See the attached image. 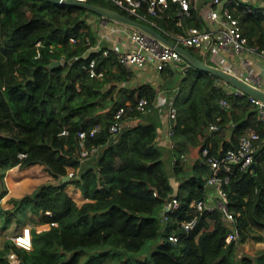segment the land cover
Returning a JSON list of instances; mask_svg holds the SVG:
<instances>
[{
    "label": "trees",
    "instance_id": "16d2710c",
    "mask_svg": "<svg viewBox=\"0 0 264 264\" xmlns=\"http://www.w3.org/2000/svg\"><path fill=\"white\" fill-rule=\"evenodd\" d=\"M85 1L136 18L110 0ZM259 2L264 7V0ZM146 11L144 1L140 12ZM178 12V3L168 0L161 15L152 18L174 32L201 26L193 0L191 15L182 25ZM234 14L248 44L264 48V14L240 8ZM91 15L96 14L85 7L49 0H0V163L42 164L53 178H61L68 168L80 164L76 133L101 127L88 139V144L99 146L91 158L94 166L71 179L90 201L78 206L62 187L44 183L15 200L18 205L7 211L29 205L32 216L56 223L33 231L32 249L19 252L23 264H91L122 250L140 251L153 242L158 243L150 254L131 264H264V249L255 254L243 251L250 229L264 230V142L253 171L235 165L223 185L233 221H227L218 208L204 209L192 229L177 228V221L189 218L191 201L206 196L209 167L202 149L223 154L237 146L247 128L264 139V121L255 104L248 95L235 93L212 74L190 65L175 95L171 143L174 155L188 154L191 162H174L168 175L156 141L158 127L145 122L144 114L136 113L117 135L108 133L120 105L141 96L151 101L156 89L149 84L126 87L123 83L132 72L113 53L83 55L86 38H95L88 22ZM71 37L76 41L71 42ZM187 48L198 56L197 48ZM89 58H95L101 78L83 70ZM53 60L62 63L50 67ZM210 63L224 68L222 60ZM161 73L164 78L174 76L169 67ZM210 125L217 128L210 130ZM63 130L68 133L59 134ZM171 196L177 197L180 207L164 222L159 213ZM234 231L237 238L227 241ZM172 232L179 235L176 243L168 240ZM0 264H9L1 251Z\"/></svg>",
    "mask_w": 264,
    "mask_h": 264
},
{
    "label": "built area",
    "instance_id": "2783aa9c",
    "mask_svg": "<svg viewBox=\"0 0 264 264\" xmlns=\"http://www.w3.org/2000/svg\"><path fill=\"white\" fill-rule=\"evenodd\" d=\"M115 5L125 10L129 14L135 16L136 20L144 22L155 30L160 32L166 38L183 47H194L200 50L203 58L215 51L231 49L234 53L240 56L245 72L241 76L245 81L264 90V83L260 76L252 73L248 55H253L264 61V48H259L256 45L248 44L247 39L243 36L238 16H235L234 10L238 8L241 12L260 11L264 14L263 6L251 5L244 3V0H210V9L204 16L201 13L200 7L197 5V0H193L194 8L198 12L201 19V26H189L181 32L166 30L159 26L157 21L152 17L160 16L162 11L167 7L168 0H110ZM147 2V13H141L140 7L143 2ZM179 5L178 24L182 25L183 20L191 15L192 0H174ZM243 4V5H242ZM88 22L95 32L94 41L86 38L87 49L83 55L89 52H100L103 56L113 53L117 61L126 67L128 70L143 69L146 67L153 68L157 72H161L166 68H170L174 72V76H180L177 84L169 91L165 103L166 108L164 113V123L166 124V138L169 140V147L172 148L171 137L174 134V126L176 124V108L174 107L175 95L177 93L179 82L186 69L190 64L177 52L174 48L162 43L153 36L147 35L134 28L126 25L107 20L103 17L91 15L88 17ZM71 42L76 39L71 37ZM108 43V44H106ZM39 45V43L37 44ZM40 53L37 50L35 57H39ZM62 62V60H60ZM207 62V61H206ZM83 70L91 77L101 78L103 73L96 69L95 58H89L82 64ZM218 79V78H217ZM218 83H222L228 89H235L228 83L218 79ZM235 93L243 94L235 89ZM156 98V95H155ZM155 98L149 100L147 96H141L136 102L127 101L120 105L113 114V122L108 127V133L111 137L117 135L125 124L136 113L146 115L155 104ZM250 101L257 107V113L264 121V102L249 96ZM220 103L228 106L225 99H221ZM163 123V124H164ZM217 127L210 125L209 129L213 130ZM101 131V127L96 126L89 130H80L76 133L77 144L79 147L78 157L79 165L73 168L67 174L69 179H77L83 170L84 162L90 160L98 151L99 146L88 144V139L94 137ZM67 130L61 131L59 134H67ZM262 141V143H261ZM264 139L260 138L259 132L253 128H247L240 136L238 144L235 148H229L223 154H212L208 147L202 149V157L204 163L209 167L205 187L206 196L200 200H193L190 203L189 218L177 221V228L183 231H188L193 228L197 220V214L204 209L218 208L222 211L227 221L234 220V213L228 210V198L223 190V185L229 180V175L235 165L240 168L252 172L254 165L258 160V149L263 144ZM24 156L23 153L19 154ZM173 162L180 160L183 163L190 164L191 158L188 154L180 153L174 155ZM214 200H211V199ZM180 207V201L175 196L169 197L162 208L161 220L167 222L172 218ZM50 215V211L45 212ZM56 225L55 222L49 223ZM168 240L176 243L179 235L175 232L170 233ZM237 238V233L230 232L227 235V241ZM13 244L19 249L29 251L32 249V231L29 226H25L22 230L13 237ZM9 264H23L21 257L15 251H11L6 255Z\"/></svg>",
    "mask_w": 264,
    "mask_h": 264
},
{
    "label": "crops",
    "instance_id": "0c3cea01",
    "mask_svg": "<svg viewBox=\"0 0 264 264\" xmlns=\"http://www.w3.org/2000/svg\"><path fill=\"white\" fill-rule=\"evenodd\" d=\"M245 2L256 6H259L258 3H260L259 0H244ZM197 5L200 7L202 15L205 16L210 9V0H197ZM219 53L221 54L219 55L215 51L213 54H209L206 57V61L212 64L210 62L222 60L224 68L238 75H243L245 70L239 55L231 49L220 51ZM196 54L203 58L199 49ZM248 59L252 67V73L260 76L264 83V61L253 55H248ZM131 72L132 75L123 83L126 87L131 88L137 85L149 84L156 89L155 104L149 113L143 115V120L145 122H153L158 127L156 141L162 151L165 171L168 175H171L175 156L172 148L169 147V140L165 134L166 124L163 120L166 114L164 113L166 108L165 99L169 91L177 84L180 76L175 75L164 78L161 72H157L153 68L149 69V67L143 69L133 68ZM91 166H94L93 159L84 162L82 171ZM72 170L73 168H68L67 172L69 173ZM172 180L174 181V179ZM44 183L62 187L78 206H81L86 201H90L71 179L66 178L65 175L61 178H53L42 164L21 167L18 163H0V251L4 255L15 251L20 256L19 252L22 249L16 247L12 239L23 227L29 226L32 233L33 231L40 232L50 228L49 223L43 222L40 217L31 215L29 205L21 206L15 209L14 212H7L8 210H13L18 205V202L15 200L22 198L26 193L33 191ZM211 200L214 199L212 198ZM161 212L162 210L159 213L160 217ZM262 249H264V230L250 229L243 243L244 253L255 254Z\"/></svg>",
    "mask_w": 264,
    "mask_h": 264
},
{
    "label": "water",
    "instance_id": "95a60500",
    "mask_svg": "<svg viewBox=\"0 0 264 264\" xmlns=\"http://www.w3.org/2000/svg\"><path fill=\"white\" fill-rule=\"evenodd\" d=\"M56 4H68V5H79L87 8L90 12L99 15L107 20L117 22L128 27L134 28L138 31L146 33L147 35L153 36L162 43L174 48L179 54L194 68L206 71L216 78L228 83L233 88L241 91L243 94L252 96L262 102H264V90L252 85L251 83L245 81L241 76L232 71L226 70L222 67L209 64L204 58H199L192 53L188 48L180 46L170 39L166 38L160 32L155 30L150 25L138 21L133 17L120 12L117 9L108 8L99 4H94L87 2L85 0H49ZM62 62L60 60H53L50 63V67L60 65ZM66 178L67 175H65Z\"/></svg>",
    "mask_w": 264,
    "mask_h": 264
},
{
    "label": "rangeland",
    "instance_id": "374dc122",
    "mask_svg": "<svg viewBox=\"0 0 264 264\" xmlns=\"http://www.w3.org/2000/svg\"><path fill=\"white\" fill-rule=\"evenodd\" d=\"M198 52L197 49H195ZM156 243L146 244L140 251H126L122 250L120 253L116 254L115 257L104 258V260H97L91 264H131L136 258H143L150 254L151 250L155 248Z\"/></svg>",
    "mask_w": 264,
    "mask_h": 264
}]
</instances>
